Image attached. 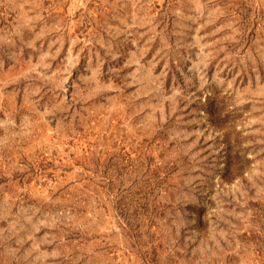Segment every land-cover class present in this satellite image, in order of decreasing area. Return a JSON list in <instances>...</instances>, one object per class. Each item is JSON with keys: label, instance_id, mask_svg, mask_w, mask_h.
Instances as JSON below:
<instances>
[{"label": "rangeland", "instance_id": "rangeland-1", "mask_svg": "<svg viewBox=\"0 0 264 264\" xmlns=\"http://www.w3.org/2000/svg\"><path fill=\"white\" fill-rule=\"evenodd\" d=\"M0 264H264V0H0Z\"/></svg>", "mask_w": 264, "mask_h": 264}]
</instances>
